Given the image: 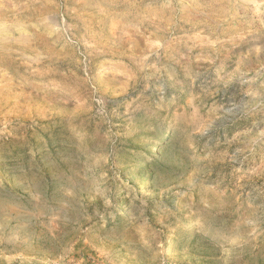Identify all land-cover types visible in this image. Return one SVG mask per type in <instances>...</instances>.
I'll return each instance as SVG.
<instances>
[{
	"label": "rangeland",
	"instance_id": "1",
	"mask_svg": "<svg viewBox=\"0 0 264 264\" xmlns=\"http://www.w3.org/2000/svg\"><path fill=\"white\" fill-rule=\"evenodd\" d=\"M0 264H264V0H0Z\"/></svg>",
	"mask_w": 264,
	"mask_h": 264
}]
</instances>
